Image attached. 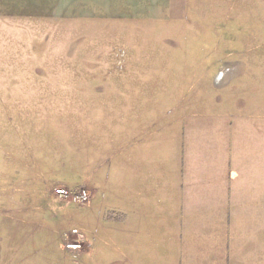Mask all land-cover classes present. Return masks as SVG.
I'll list each match as a JSON object with an SVG mask.
<instances>
[{
	"label": "crops",
	"instance_id": "crops-1",
	"mask_svg": "<svg viewBox=\"0 0 264 264\" xmlns=\"http://www.w3.org/2000/svg\"><path fill=\"white\" fill-rule=\"evenodd\" d=\"M174 10L0 0V104L24 110L12 173L91 197L72 241L42 238L68 208L0 207V264H264V47L219 90L160 29Z\"/></svg>",
	"mask_w": 264,
	"mask_h": 264
},
{
	"label": "rangeland",
	"instance_id": "rangeland-1",
	"mask_svg": "<svg viewBox=\"0 0 264 264\" xmlns=\"http://www.w3.org/2000/svg\"><path fill=\"white\" fill-rule=\"evenodd\" d=\"M160 29L180 34L170 45L197 49L187 56L189 61L211 64L203 73L215 76L219 90H224L226 64L241 62L246 48L264 47V0H175L174 19ZM74 77L80 78L81 71H74ZM23 111L22 104H0V207L68 208L77 214L75 223L67 227L59 222L56 232L43 231L42 238L72 241L77 238L74 232L79 233L82 204L56 194L62 186L45 188L12 173L23 161L12 150L17 149L19 134L10 121L17 122Z\"/></svg>",
	"mask_w": 264,
	"mask_h": 264
},
{
	"label": "built area",
	"instance_id": "built-area-1",
	"mask_svg": "<svg viewBox=\"0 0 264 264\" xmlns=\"http://www.w3.org/2000/svg\"><path fill=\"white\" fill-rule=\"evenodd\" d=\"M55 191H56V194H58L60 197L64 199H68L70 201L81 203V204H85L89 202L91 198L90 191L85 188H78L75 190H71L67 187H61V188H57ZM67 247L70 249H78L81 247V245L80 243L72 242V243H68Z\"/></svg>",
	"mask_w": 264,
	"mask_h": 264
}]
</instances>
